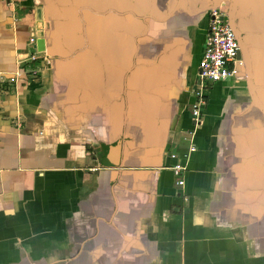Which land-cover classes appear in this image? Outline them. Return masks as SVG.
Here are the masks:
<instances>
[{
  "label": "crops",
  "instance_id": "0c3cea01",
  "mask_svg": "<svg viewBox=\"0 0 264 264\" xmlns=\"http://www.w3.org/2000/svg\"><path fill=\"white\" fill-rule=\"evenodd\" d=\"M62 10L0 0V264H264V120L246 80L209 85L198 127L191 111L210 11L149 20L175 57L132 67L128 42L88 45Z\"/></svg>",
  "mask_w": 264,
  "mask_h": 264
},
{
  "label": "water",
  "instance_id": "95a60500",
  "mask_svg": "<svg viewBox=\"0 0 264 264\" xmlns=\"http://www.w3.org/2000/svg\"><path fill=\"white\" fill-rule=\"evenodd\" d=\"M42 1L46 6L53 5L61 10L70 9L76 13L79 12L78 15L82 20L80 19L78 26L82 27L78 30V33L81 32L80 34L90 37L89 42H87L88 45L89 43L92 44L93 39L98 36L108 35V38H111L112 41L115 39L114 37L118 39L120 36L124 42H128V49L127 47L126 49L132 67H136L138 62L151 60L148 53L155 59V54L162 50H168L175 57L177 48L175 42L169 40L157 42L150 37L151 35H147L151 21L164 22L173 19V16L176 15L183 19L186 17L194 18L204 15L214 8L222 9L241 43V62L234 77L239 73L246 80L252 106L264 120V0H163V3L167 4L166 6L162 5L159 2L160 0ZM109 2L111 3L110 6ZM118 3H125V8H119ZM112 17L124 19L127 23L124 21L121 24L118 21V23L111 25V19H109L107 24V19ZM51 21L52 26L46 34L49 50L53 40H56L61 33L63 34L64 30L60 26V21L57 22L55 19ZM96 22L100 24L99 28L96 27ZM125 24H127V32ZM85 27L86 29L83 31L82 28ZM143 30H146L145 36H147L143 41L139 39L140 35H136L135 38L132 36ZM72 32L71 29H68L65 34L70 35ZM84 48H86L85 45L81 49ZM107 50V53L111 50L114 53L120 51L118 46L113 47L111 43L108 44ZM141 51L142 55H140ZM144 52L146 55L143 54ZM63 55L56 56L63 57ZM143 56H149L150 58ZM118 60L116 58L112 62ZM158 61L163 60L159 59Z\"/></svg>",
  "mask_w": 264,
  "mask_h": 264
},
{
  "label": "built area",
  "instance_id": "2783aa9c",
  "mask_svg": "<svg viewBox=\"0 0 264 264\" xmlns=\"http://www.w3.org/2000/svg\"><path fill=\"white\" fill-rule=\"evenodd\" d=\"M31 43H35V38L31 37ZM32 61H36L35 55L31 56ZM241 62V43L236 32L230 25L226 13L219 8L211 9L209 12V28L205 39L204 50L201 55L199 69V84L194 89L195 102L192 105L195 126H199L203 119V108L207 105V97L204 96L206 83L221 82L233 78L237 72V67ZM191 149H195L193 146ZM177 157L176 154H172ZM174 174L183 176L187 167L176 164L172 167ZM185 180H179V185L183 186Z\"/></svg>",
  "mask_w": 264,
  "mask_h": 264
},
{
  "label": "rangeland",
  "instance_id": "374dc122",
  "mask_svg": "<svg viewBox=\"0 0 264 264\" xmlns=\"http://www.w3.org/2000/svg\"><path fill=\"white\" fill-rule=\"evenodd\" d=\"M202 48H203V46H202ZM199 50H200V48H199ZM200 57H196V64L198 65L199 64V61H200V59H199ZM214 84V82H212V81H209V82H207L205 85H206V87H205V91L203 92L204 93V96H208V94H209V91H208V86L209 85H213ZM210 98H212V95L210 94ZM191 111H192V109H191Z\"/></svg>",
  "mask_w": 264,
  "mask_h": 264
}]
</instances>
